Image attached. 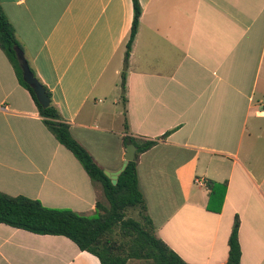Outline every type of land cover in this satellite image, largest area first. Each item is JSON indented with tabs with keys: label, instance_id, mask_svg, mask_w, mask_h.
Listing matches in <instances>:
<instances>
[{
	"label": "crops",
	"instance_id": "1",
	"mask_svg": "<svg viewBox=\"0 0 264 264\" xmlns=\"http://www.w3.org/2000/svg\"><path fill=\"white\" fill-rule=\"evenodd\" d=\"M139 1L129 56L132 0L0 4L52 104L104 172L122 170L125 137L156 141L137 173L160 239L187 264H228L238 216L240 264H264V0ZM209 182L227 183L220 213L207 209ZM0 193L86 215L104 198L1 46ZM0 264L101 263L67 237L0 224Z\"/></svg>",
	"mask_w": 264,
	"mask_h": 264
},
{
	"label": "trees",
	"instance_id": "2",
	"mask_svg": "<svg viewBox=\"0 0 264 264\" xmlns=\"http://www.w3.org/2000/svg\"><path fill=\"white\" fill-rule=\"evenodd\" d=\"M134 17L127 43V56L138 33L142 6L139 0H132ZM0 46L15 62L23 85L32 94L40 115L55 135L82 164L89 177L101 187L106 203L98 201L96 210L90 215L80 214L70 209L45 207L40 201L26 197H10L0 193V224L26 230L39 235L64 236L73 241L83 252H88L100 260L101 264H129L139 260L151 264H187L155 233L152 219L147 214L144 196L139 188L137 167L141 154L156 146V141L124 138L127 147L137 148L136 158L129 162L118 177L117 184L106 176L93 160L89 152L72 136L70 126L52 104L49 89L40 81L35 71L32 73L44 86L50 106L43 108L33 89L23 80V73L17 60L15 48H20L14 29L9 23L0 4ZM22 50V49H21ZM124 82H125V74ZM127 128V125H126ZM210 190L207 209L220 213L227 189V183L209 182ZM136 210L139 219L128 216L129 210ZM240 220L236 216L229 238L228 264H240L241 247L239 242Z\"/></svg>",
	"mask_w": 264,
	"mask_h": 264
},
{
	"label": "water",
	"instance_id": "3",
	"mask_svg": "<svg viewBox=\"0 0 264 264\" xmlns=\"http://www.w3.org/2000/svg\"><path fill=\"white\" fill-rule=\"evenodd\" d=\"M15 52H16V56H17V60L19 62L20 68L23 73V80L33 89L37 97V100L39 101L41 106L43 108H48L51 103L50 98L48 97L46 90L44 86L42 85V83L32 73L29 62L26 59L24 52L20 48H15ZM126 69H127V64H126L125 70ZM136 153H137L136 146L133 144H129L126 147V159H125V163L123 165L122 170L116 173L105 172L106 176H108L112 180V183L114 185L117 184L118 177L121 174V172L127 167V164L135 160Z\"/></svg>",
	"mask_w": 264,
	"mask_h": 264
},
{
	"label": "rangeland",
	"instance_id": "4",
	"mask_svg": "<svg viewBox=\"0 0 264 264\" xmlns=\"http://www.w3.org/2000/svg\"><path fill=\"white\" fill-rule=\"evenodd\" d=\"M126 67V61L123 63V69H125ZM121 92H123V89L121 90ZM101 201H103L104 203H106V200L105 198H102ZM128 216L132 217V218H135V219H139V214H138V211L136 210H129L128 212ZM129 264H151L149 262H145V261H139V260H130L129 261Z\"/></svg>",
	"mask_w": 264,
	"mask_h": 264
},
{
	"label": "built area",
	"instance_id": "5",
	"mask_svg": "<svg viewBox=\"0 0 264 264\" xmlns=\"http://www.w3.org/2000/svg\"><path fill=\"white\" fill-rule=\"evenodd\" d=\"M262 113L264 114V109H263V112H262ZM195 182H196L197 184H205V181L202 180V179H196Z\"/></svg>",
	"mask_w": 264,
	"mask_h": 264
}]
</instances>
